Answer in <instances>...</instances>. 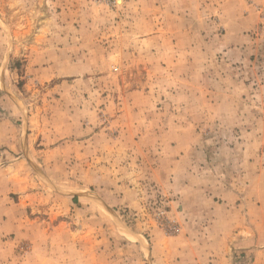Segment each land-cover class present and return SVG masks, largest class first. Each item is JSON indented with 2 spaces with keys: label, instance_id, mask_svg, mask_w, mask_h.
<instances>
[{
  "label": "rangeland",
  "instance_id": "1",
  "mask_svg": "<svg viewBox=\"0 0 264 264\" xmlns=\"http://www.w3.org/2000/svg\"><path fill=\"white\" fill-rule=\"evenodd\" d=\"M0 264H264V0H0Z\"/></svg>",
  "mask_w": 264,
  "mask_h": 264
}]
</instances>
